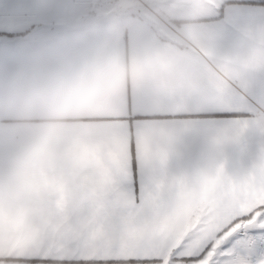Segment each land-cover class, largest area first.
Returning <instances> with one entry per match:
<instances>
[{"label":"clouds","instance_id":"clouds-1","mask_svg":"<svg viewBox=\"0 0 264 264\" xmlns=\"http://www.w3.org/2000/svg\"><path fill=\"white\" fill-rule=\"evenodd\" d=\"M211 2L151 0L160 23L121 46V35L148 8L146 0H88L64 20L63 32L54 43L42 45L26 66L0 84V116L20 125L7 154L0 156V220L23 226L39 201L58 190L67 192L70 180L64 171L54 182L42 183L62 153L70 162L88 142L87 134L72 138L64 122L115 99L128 83L204 97L223 91L231 82L245 84L254 74L264 73V26L246 31L233 46L206 49L194 21L172 23L180 15H197ZM96 28L97 37L89 40L88 33ZM258 127L264 132V122ZM260 168L264 170V161ZM184 175L187 179L179 192L182 207L173 222L177 231L206 210L222 189L240 200L259 191L247 167L228 171L215 155ZM84 209L82 205L81 212Z\"/></svg>","mask_w":264,"mask_h":264},{"label":"crops","instance_id":"crops-1","mask_svg":"<svg viewBox=\"0 0 264 264\" xmlns=\"http://www.w3.org/2000/svg\"><path fill=\"white\" fill-rule=\"evenodd\" d=\"M260 1L222 0L214 14L209 7L195 16H177L172 23L179 26L194 21L206 49L233 46L246 31L264 26V2ZM87 2L0 0V84L26 66L42 45L54 43L63 32L64 20ZM154 26L137 15L133 28L121 35L120 45L143 37ZM99 31L91 30L87 38L95 39ZM150 121H173L182 124L183 130L169 142L163 166L142 165L133 143L124 186L135 194L137 202L142 191L164 170L185 172L212 155L222 159L228 171L252 162L264 145V132L258 127L264 122V73L254 74L245 84L231 82L223 91L204 97L181 89L160 90L149 84L128 83L115 99L102 101L79 117H69L63 128L72 138L87 134L88 142L70 162L62 153L42 177V183L48 185L64 171L70 180L67 192L58 190L39 201L23 226L0 220V248L31 242L37 250L42 249L41 255L50 254L46 240L64 230L69 211H81L87 194L109 181L112 166L126 156V140L110 135L113 125L126 132L130 123L134 137L136 127ZM19 126L0 116V156L7 154L10 138ZM90 224L86 214L79 219L81 228ZM258 232L261 230L253 228L251 235ZM223 249L222 245L221 253ZM252 252L256 253L255 261L264 256V242L252 247Z\"/></svg>","mask_w":264,"mask_h":264},{"label":"snow or ice","instance_id":"snow-or-ice-1","mask_svg":"<svg viewBox=\"0 0 264 264\" xmlns=\"http://www.w3.org/2000/svg\"><path fill=\"white\" fill-rule=\"evenodd\" d=\"M145 122L127 131L113 125L110 135L126 140V156L112 166L111 179L87 194L83 212L70 210L64 230L46 240L50 254L41 255L31 242L0 248V264H264V256L251 261L234 246L220 252L224 242L240 229H264V146L247 166L256 194L240 200L221 190L210 206L183 229L174 227L182 204L179 192L187 177L182 172L164 170L144 189L137 202L125 188L124 178L132 155L142 165L163 166L171 139L183 130L182 124ZM241 127H244L243 125ZM87 215L91 224L79 226ZM242 242L251 248L264 242V231L248 235ZM219 255L228 258L222 261Z\"/></svg>","mask_w":264,"mask_h":264},{"label":"rangeland","instance_id":"rangeland-1","mask_svg":"<svg viewBox=\"0 0 264 264\" xmlns=\"http://www.w3.org/2000/svg\"><path fill=\"white\" fill-rule=\"evenodd\" d=\"M189 2H191V0H189ZM221 2H222V0H212L211 5H210L212 14L216 13V11L218 10V6L221 4ZM146 3L148 4V8L144 12L138 14V16L146 19L151 25H155V24L158 25L160 23V19H159L158 15L155 13V9L151 7V1L146 0ZM207 9L198 13V14L206 12ZM252 229L253 228H250L247 230H244V229L237 230V232L233 233L224 242L223 247L224 248H233L235 246L236 249L242 255L247 256L251 261L255 262V258L253 256L256 253H253L254 251L252 252V247L251 248H244L242 246V244L237 243V242H242L243 240L246 239L245 231H247L248 235H251ZM260 230L264 231V229H260ZM225 258H228V257H226L225 255L218 256V259L221 261Z\"/></svg>","mask_w":264,"mask_h":264},{"label":"trees","instance_id":"trees-1","mask_svg":"<svg viewBox=\"0 0 264 264\" xmlns=\"http://www.w3.org/2000/svg\"><path fill=\"white\" fill-rule=\"evenodd\" d=\"M260 2H264V0H261Z\"/></svg>","mask_w":264,"mask_h":264}]
</instances>
